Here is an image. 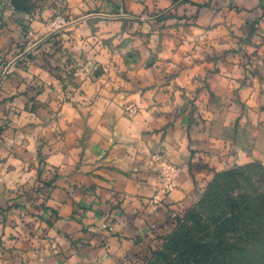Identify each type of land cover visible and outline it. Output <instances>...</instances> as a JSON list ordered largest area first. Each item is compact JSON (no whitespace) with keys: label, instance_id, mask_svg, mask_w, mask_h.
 <instances>
[{"label":"crops","instance_id":"1","mask_svg":"<svg viewBox=\"0 0 264 264\" xmlns=\"http://www.w3.org/2000/svg\"><path fill=\"white\" fill-rule=\"evenodd\" d=\"M121 2L63 0L53 32L51 0H0V264H125L264 157V0ZM19 43L44 53L17 66Z\"/></svg>","mask_w":264,"mask_h":264},{"label":"rangeland","instance_id":"2","mask_svg":"<svg viewBox=\"0 0 264 264\" xmlns=\"http://www.w3.org/2000/svg\"><path fill=\"white\" fill-rule=\"evenodd\" d=\"M99 4L102 3L101 7L105 9L121 8L123 6L122 0L118 2H113L111 6L108 0H98ZM100 7V6H98ZM36 16V15H35ZM62 16V15H59ZM58 17V16H57ZM56 17V18H57ZM65 17V16H64ZM33 18L35 21L45 22L42 15ZM55 18L48 23L52 28L53 32L57 31L56 27H52L51 24L54 22ZM46 23V22H45ZM56 36V34L54 35ZM59 49L55 48L54 54H56ZM15 55L9 57L10 61L17 60L14 64L17 66L26 67L25 63L30 60L27 58L28 54L31 53H21L20 49L15 51ZM42 52V47H38L32 55H40ZM19 57V59H17ZM6 73L10 72V69H6ZM9 73L7 77H9ZM0 79V85L4 83L7 79ZM236 166H224L223 168L213 169V173L210 178L205 179L199 184V189L197 190V196L195 198L194 204L186 210H175L170 212L168 218L160 223L147 225L144 231L139 236L133 238V247L128 251L125 257V264H146V259H152V264H167L163 262V258L170 254V249L166 248L167 242L174 237L181 236H196L204 237L208 241H212L218 234L215 229L210 232L203 231L201 228L197 227L191 221H184L182 224L177 223L178 218H183L189 211L195 209L202 212L204 218L213 219L217 218L218 215L215 213L217 209L214 203H219V205L225 206L227 200H239L240 202L245 200H250V205L252 203L253 207L248 214L243 216V221L247 226L248 237L241 242H237V238H240L241 233L239 230L236 232H230L225 237L220 235V239L229 240L231 246L225 247L224 252L220 255V260H212L211 264H264V157L253 158L247 163L239 164ZM198 168H203L204 165L201 162H197ZM202 205V211L199 206ZM262 205L263 208L260 212V216L256 218L257 214H254L255 206ZM203 218V219H204ZM202 219V220H203ZM111 220L109 222L110 226ZM234 223L237 225V218L234 219ZM105 225V224H104ZM206 230V226L203 227ZM107 229L111 230V227ZM174 255V254H173ZM175 257V256H172ZM177 264H181L179 261Z\"/></svg>","mask_w":264,"mask_h":264},{"label":"trees","instance_id":"3","mask_svg":"<svg viewBox=\"0 0 264 264\" xmlns=\"http://www.w3.org/2000/svg\"><path fill=\"white\" fill-rule=\"evenodd\" d=\"M51 4L55 7L54 9L56 11L52 14L50 21L59 15L68 18L63 10V0H51ZM56 37L57 35L53 36L52 39ZM16 48L20 49L21 53H23L25 49L24 45H21L20 43L16 46ZM35 56L36 55L28 54L27 58L32 59ZM202 205L203 204L201 203V206H199L201 211L203 209ZM214 206L217 209L215 213L219 216L218 219H206L204 218V214L202 212L193 209L184 215L183 218H178L176 222L178 224H182L185 220L191 221L197 227L201 228V232L203 231V233H205V231L210 232L212 229H215L218 237L210 242L206 238L204 239V237H190L188 235L177 237L175 235L165 245V247L170 249L171 252L162 259L163 262H166L167 264H177L178 261L181 264H211L212 260H220V255L224 252L223 248L231 246L229 244V240L225 238L220 239V235L225 237L230 232H236L237 234V231L239 230L241 235L240 238H237V242H241L248 237L247 226L242 218L248 214L252 208H254L252 203L250 205V200L244 199L241 202L239 200H227L225 206L219 205V203H214ZM259 206V208L258 205L255 206L253 211L254 214H257L256 218L260 216V212L263 208L262 205L259 204ZM236 218L237 225L234 223V219ZM205 226L206 230L203 228ZM152 262V259H146V264H152Z\"/></svg>","mask_w":264,"mask_h":264},{"label":"built area","instance_id":"4","mask_svg":"<svg viewBox=\"0 0 264 264\" xmlns=\"http://www.w3.org/2000/svg\"><path fill=\"white\" fill-rule=\"evenodd\" d=\"M6 2L9 0H5ZM67 22V18L64 16H58L57 18H55L54 22L51 24L52 27H56V29H60L61 27H63ZM3 78V77H2ZM106 218V225L105 227L108 228L109 227V222L111 220V217L109 214L105 215Z\"/></svg>","mask_w":264,"mask_h":264}]
</instances>
